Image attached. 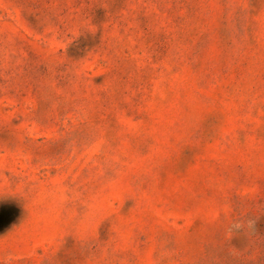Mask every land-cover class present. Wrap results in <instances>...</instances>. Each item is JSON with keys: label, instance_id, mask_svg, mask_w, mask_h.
<instances>
[{"label": "rangeland", "instance_id": "obj_1", "mask_svg": "<svg viewBox=\"0 0 264 264\" xmlns=\"http://www.w3.org/2000/svg\"><path fill=\"white\" fill-rule=\"evenodd\" d=\"M0 264H264V0H0Z\"/></svg>", "mask_w": 264, "mask_h": 264}]
</instances>
